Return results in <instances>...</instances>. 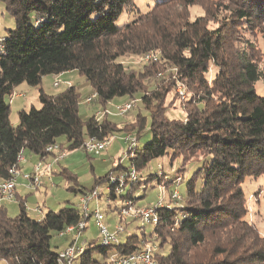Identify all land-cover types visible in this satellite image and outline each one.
Returning <instances> with one entry per match:
<instances>
[{
	"label": "trees",
	"instance_id": "16d2710c",
	"mask_svg": "<svg viewBox=\"0 0 264 264\" xmlns=\"http://www.w3.org/2000/svg\"><path fill=\"white\" fill-rule=\"evenodd\" d=\"M149 1L143 10L136 0H0L16 22L0 33L5 38L0 52V181L9 177L22 150L43 158L49 155L46 147L56 142L73 151L83 149L89 138L118 132L139 138L150 118L151 139L136 147L127 163L97 178L92 189L81 188L66 168L53 172L72 184L70 191L82 193L110 184L112 173L134 166L140 180L121 197L136 204L146 196L137 197L138 190L159 178L144 172L153 160L168 155L172 165L181 158L183 171L198 162L187 181L186 203L160 208V222L150 234L142 230L111 246L90 240L77 264H114L112 253L128 254L147 243L157 245L161 264H264V234L249 218L243 187L264 179V96L254 87L264 81V0ZM194 7L203 13L192 18ZM124 13L133 18L120 25ZM154 49L161 50L159 59L144 71L122 61ZM69 71L90 83L101 116H80L74 85L57 94L45 92L44 77ZM22 83L39 87L41 107L22 109L19 124L13 125L7 97ZM178 83L188 94L180 97L184 118L167 114V95ZM116 97L141 102L144 111L119 123L106 112ZM108 189L107 200L113 201L116 186ZM261 191L259 186L254 194ZM25 205L19 200L16 216L0 205V261L58 264L60 246L54 249L52 238L84 218L82 210L71 204L38 219Z\"/></svg>",
	"mask_w": 264,
	"mask_h": 264
},
{
	"label": "rangeland",
	"instance_id": "374dc122",
	"mask_svg": "<svg viewBox=\"0 0 264 264\" xmlns=\"http://www.w3.org/2000/svg\"><path fill=\"white\" fill-rule=\"evenodd\" d=\"M137 4L142 7L143 10L149 8V0H136ZM202 9L200 7H194L192 9V18H194L198 14H202ZM133 18V14L124 13L118 24H124L127 20ZM16 22L15 19L5 10L3 4H0V33L6 34L8 28L15 27ZM161 53V50L154 49ZM142 55L139 56H125L122 58V61L125 62L127 66L132 67L136 71H144L146 64L140 62ZM213 67L212 70L209 72L208 77L212 79L215 75L216 70ZM161 75V74H160ZM65 78H69L72 80L73 85L77 88L78 92L80 93V105H79V113L83 119H87L92 114L97 113L98 111L103 112V108L101 105L96 103L95 101L91 104H86L85 99L91 95H93V88L90 83L86 80L85 77L81 76L77 71L67 74L65 77H62L64 81ZM150 81V80H149ZM54 77L52 75L46 76V78L42 82V87L48 94H57L65 90L69 85L66 82H62L59 87H55L53 85ZM150 84V82H148ZM179 86H183L182 84L178 83L176 85L175 91L170 92L167 95V103L170 105L167 111L169 117L172 118H184L185 112L182 109L181 99L182 95L180 93ZM256 92L264 96V81H258L254 84ZM184 92H186V88ZM19 93H23L19 95ZM176 93H179V97H176ZM40 92L39 87L30 85L28 83L20 84L14 94L12 95L11 99L10 96L7 99L10 102L11 112H10V120L13 125L19 124V111L22 109L29 110L32 106L36 108L41 107L40 102ZM181 97V99H180ZM188 97V94L185 93V98ZM127 100L126 97H116L112 101H110L108 105V109L114 110L115 106L119 103H123ZM141 108V109H140ZM144 111L142 109L141 102L136 103L132 109L122 115H112L115 121L124 124L125 122H129L134 120L135 115L137 114L138 110ZM100 114V115H101ZM150 118H148V124L146 127V131L138 138L137 142L135 143L136 147H142L146 142L151 139V132H150ZM131 133V132H126ZM133 133V132H132ZM115 140L112 144L101 154L94 155L88 154L84 149H76L73 151H67L64 159L55 165L57 170L60 168H66L71 173L75 174L78 183L83 189H92L95 180L99 177L106 176L111 170L116 168L123 158L124 152H127L128 144L123 141L124 133L118 132L115 134ZM26 153L25 155H27ZM123 162L127 163V160L124 159ZM161 164L162 168L158 166ZM182 165V159L178 158L173 162L171 165L170 157L166 155L163 158H159L153 160L147 169L144 170L145 173H152L158 174L159 178L154 179L149 183L146 190L144 188L138 190L136 196L139 197L144 193L146 196L141 199L140 204H136L137 206H148L156 204L161 197H163L162 201L167 202L170 199V194L172 191L177 190L179 194L183 197L184 201L182 204L186 203V192H187V181L192 176V174L197 170L200 163L193 162L187 165L186 169L179 170ZM144 176V174H143ZM177 176L181 179L177 182ZM170 179V182L166 185L165 183L167 180ZM53 182V187H50L49 184H46L39 188L38 190H31L32 195L34 197H30L29 204L27 206L30 207V210H27L29 214L34 218H40L48 212L49 210H59L64 206H68L74 204L78 207L79 205V198L81 193H75L68 189L69 186L72 184L69 183L64 176L58 174L54 176L51 180ZM262 185V186H261ZM130 184H127V187L122 191V193H118L117 198L113 199L112 205L121 206L123 204L124 199L121 197V194H126L129 189ZM259 186L262 191L256 195L254 194L255 191L259 190ZM244 191L248 198L250 212L249 218L255 222L259 230L264 234V179H258L257 182L254 180H249L244 184ZM46 189V191H45ZM99 192L101 193V197L99 200H93L89 203L91 209L97 207L99 205L101 211L105 215V221L107 223L110 222H118L119 215L118 209L117 213L110 210L107 203V195L109 193V189L107 184H100L98 187ZM30 191V190H29ZM253 195V196H252ZM31 196V195H29ZM5 203V202H4ZM8 203V201H6ZM39 207L43 210V214H39L36 210V207ZM181 205V204H180ZM9 214L11 216H16L19 213V201L13 200L9 201L8 205ZM129 224L127 226V230L125 233L120 235L121 241L125 240L126 237L130 234H140L142 230H145L147 234L152 233L155 226L143 224L141 220H133L128 221ZM71 236L68 237H60L58 234H54L52 238V246L54 249H57L59 246L64 244V241ZM85 239L87 240H94L96 244L101 242L99 230L95 218L92 216L87 219V228L80 236V241L83 242ZM168 248L165 249V253L168 252Z\"/></svg>",
	"mask_w": 264,
	"mask_h": 264
},
{
	"label": "built area",
	"instance_id": "2783aa9c",
	"mask_svg": "<svg viewBox=\"0 0 264 264\" xmlns=\"http://www.w3.org/2000/svg\"><path fill=\"white\" fill-rule=\"evenodd\" d=\"M5 38L0 35V52H4V42ZM160 52L151 50L145 53L140 62L143 64H148L150 62L157 61L159 59ZM63 74H58L54 76L55 87L64 82L62 80ZM182 98H185V93L183 86H179ZM96 94L87 97L85 99L86 104H91L96 99ZM136 105V100L126 101L119 103L115 106L114 110L106 109L111 115H122L128 112L132 107ZM101 112H97L98 116H101ZM115 134H112L105 139L89 138L83 149L88 154L99 155L105 151L115 140ZM123 141L127 143V152H124L123 158L127 159L129 156H134V150L136 148L135 143L138 137L134 133H124ZM46 152L49 153L46 157H39L35 162L33 169L31 171H23L22 165L26 162L25 151L22 150L19 155L17 162L11 167L9 171V177L0 181V205H2L4 200L13 201L16 200L17 194V179L21 175L25 179V185L27 188L36 190L43 185L44 177L47 175L51 180L53 170L55 165H57L62 159H64L67 150L64 149L59 143H52L46 147ZM49 157V159H48ZM121 160L120 163L123 162ZM160 169L161 164H158ZM51 175V176H50ZM181 178H177L179 182ZM140 180V172L131 166L128 170L122 171L120 173H112L110 176V184L116 186V192L122 193V191L127 187V184H132ZM101 193L98 188L93 191H84L81 193L79 198L80 209L84 214V218L79 220L76 224H71L58 232L60 237L71 236L67 246L63 247L58 252V264H77L78 258L85 252L86 245L80 241V236L87 228V219L94 217L98 226L101 245L111 246L113 244H119L121 242L120 235L126 232L125 222L128 220H141L143 224L157 226L160 222V208L166 207L172 209L175 206H182L184 199L179 194L177 190L172 191L170 194V199L167 202H163L161 197L159 201L154 205L148 206H137L131 199H124L123 204L118 208L119 221L116 223L114 229H111L109 224L105 221V215L101 211L99 205L91 209L89 203L93 200H99ZM182 202V203H181ZM181 204V205H180ZM27 210L30 207L25 205ZM39 214H43L40 207H36ZM157 245L152 243H147L140 250L128 253V254H118L112 253L110 255V260L114 264H161V262L156 259L155 253L157 251ZM0 264H9L6 261H0Z\"/></svg>",
	"mask_w": 264,
	"mask_h": 264
},
{
	"label": "crops",
	"instance_id": "0c3cea01",
	"mask_svg": "<svg viewBox=\"0 0 264 264\" xmlns=\"http://www.w3.org/2000/svg\"><path fill=\"white\" fill-rule=\"evenodd\" d=\"M72 72H74V71H69V72H66V73H64L63 75H62V77L64 76H66L67 74H69V73H72ZM54 77V76H53ZM46 77H44V79H45ZM43 79V80H44ZM64 82H66L69 86L70 85H73V82H72V80H70L69 78H65V80H64ZM21 94H23V93H19V95H21ZM126 101V100H125ZM26 153H28L27 155H25V157H26V162L22 165V170L23 171H31L32 169H33V166H34V164H35V162L39 159V156L38 155H36V154H33V153H31V152H29V151H25V154ZM48 159H49V157H48ZM59 164H60V162H59ZM54 170H57V167H55L54 168ZM56 175H58V174H56L55 172H53L52 173V177H51V180H52V178L54 177V176H56ZM51 176V175H50ZM50 179H49V176H45L44 177V181H43V185H44V187H46V184L48 185L49 183L48 182H50L51 184H49V186L50 187H53V182L51 181ZM17 182H18V184H17V194H16V201H19V200H21V199H23L24 200V202L28 205L29 204V201H30V197H34V195H32L33 193H32V191L31 190H33V189H30V188H27L26 187V185H25V179L20 175L19 177H18V179H17ZM42 185V186H43ZM41 186V187H42ZM40 187V188H41ZM47 188V187H46ZM30 190V191H29ZM36 190H38V189H36ZM35 191V190H34ZM45 191H46V189H45ZM29 195H31V196H29ZM6 201H8V203H6ZM141 201V200H140ZM140 201H138L137 203H138V205H141L140 204ZM5 202V203H4ZM107 203H108V207L110 208V210H113V212H115V213H117V211H115V206L116 205H112V203H113V201L112 200H110V201H108L107 200ZM136 203V204H137ZM5 205L6 207H8V205H9V200H4L3 201V203H2V205ZM30 205V204H29ZM37 207H39V205L37 206ZM119 207V206H118ZM8 209V208H7ZM117 210V209H116ZM9 211V210H8ZM43 211V210H42ZM44 213V212H43ZM44 215V214H43ZM42 217V216H41ZM41 217L40 218H38V219H41ZM116 223L117 222H115V221H113V222H110V223H108L109 224V226H110V228L111 229H114V227H115V225H116ZM68 242H69V239H66L65 241H64V244L62 245V246H60V248L59 249H62L63 247H65V246H67V244H68ZM88 242H89V240H87V239H85L84 241H83V243L86 245V244H88Z\"/></svg>",
	"mask_w": 264,
	"mask_h": 264
}]
</instances>
